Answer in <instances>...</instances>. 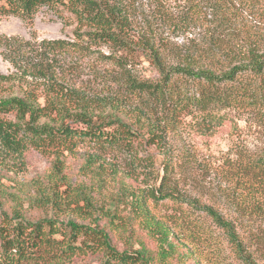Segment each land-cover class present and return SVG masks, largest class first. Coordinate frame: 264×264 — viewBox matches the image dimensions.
<instances>
[{
	"label": "trees",
	"instance_id": "obj_1",
	"mask_svg": "<svg viewBox=\"0 0 264 264\" xmlns=\"http://www.w3.org/2000/svg\"><path fill=\"white\" fill-rule=\"evenodd\" d=\"M131 1L0 0V16L30 21L46 8L61 18L67 14L76 25L73 40L33 43L17 36H0V55L16 70L8 75L0 73V151L21 155L29 145L59 147L70 152L87 146L126 152L131 154L132 163L135 161L137 156L132 151L141 138L140 128L136 127L137 122L135 125L128 120L135 111L144 115L141 108L127 109L118 99L103 103L77 94L64 85L50 62L53 56L91 46L109 49L110 53L101 57L113 64L116 81L126 94L135 99L144 97L148 108L168 111L171 122L184 111H199L205 115L204 126L210 130L212 123L221 126L226 121L221 111L233 110L252 113L264 126L262 0H173L187 5L189 13L179 21L169 17L165 9L168 0H152L157 10L139 22L133 16ZM240 9L257 24L252 27L249 23V28L244 25ZM195 14L199 15L195 19H203L206 25L202 44L192 43L186 49L172 46L169 36L164 35L168 31L161 32L159 23L163 29L181 31ZM256 26L260 29L255 30ZM133 31L138 35L135 42L131 38ZM140 57L154 68L157 78L141 79L134 74L132 68ZM26 78H31L32 88L18 92L17 83ZM151 128L147 129L146 142L159 147L165 132L160 127ZM234 155L235 160L227 158L223 163L231 184L223 195L234 208V216L211 205L198 207V201L186 199L176 186H169V176L175 170L172 159L164 162L161 180L149 190L148 199L198 207L239 253L245 250V242L236 224L264 213V149L253 155L237 150ZM178 165L183 167L182 163ZM142 202H138L139 212L143 210ZM75 205L81 214L84 206L78 202ZM86 218L91 219L89 224L57 218L32 221L16 211L13 216H2L0 264H154L146 247L119 251L112 244L110 231L91 215ZM155 226L157 253L165 259L174 245L169 242L168 230ZM263 236L249 232L247 239L264 248ZM88 258L93 260L87 261Z\"/></svg>",
	"mask_w": 264,
	"mask_h": 264
},
{
	"label": "rangeland",
	"instance_id": "obj_2",
	"mask_svg": "<svg viewBox=\"0 0 264 264\" xmlns=\"http://www.w3.org/2000/svg\"><path fill=\"white\" fill-rule=\"evenodd\" d=\"M130 5L133 16L139 18L138 22L157 10L152 0H132ZM165 6L169 17L175 21L189 13L182 1L168 0ZM240 11L243 12L240 19L244 25L249 28V23L252 27L257 24L243 9ZM198 16L195 14L181 31L163 29L160 23L159 30L168 31L164 35L169 36L171 45L177 48L202 44L206 25L203 19H195ZM75 26L67 14L61 18L46 8L40 9L30 21L0 16V36H17L33 43L73 40ZM137 36L136 32L133 33L134 42ZM261 51L264 52V40ZM109 53L105 46H91L53 56L50 62L61 75L64 85L77 94L103 100V103L118 99L127 109L141 108L144 115L135 111L128 120L135 125L137 122L136 127L140 128L141 138L132 151L137 156L135 161L132 163L131 154L126 152L87 146H79L70 152L59 147L35 148L29 145L21 155L0 151V220L4 215L13 216L16 211L32 221L57 218L89 224L88 214L110 231L112 244L119 251L146 247L154 264H264L263 246L247 239L249 232L264 235V213L236 224L245 242V250L238 253L228 243L223 231L198 208L206 204L223 214L235 215L234 208L223 195L231 187L224 159L235 160L237 150L248 155L262 151V123L252 113L233 110L221 111L226 121L221 126L212 123L210 130L204 126L205 115L199 111L194 114L184 111L175 122H171L168 111L148 108L144 97L135 99L125 93L116 81L117 71L113 64L101 57ZM132 69L141 79L157 78L156 71L143 57L137 59ZM15 72L0 55V73ZM32 86L31 78H26L16 87L21 92L19 89ZM191 87L188 85L194 93ZM155 126L165 132L159 147L149 146L146 142L147 129H155ZM170 159L175 170L169 176V186H176L186 199L198 201V207L169 200L154 203L148 199L149 190L157 187L161 180L164 162ZM139 201H143L142 212L137 207ZM76 202L84 206L81 214ZM156 224L168 230L169 242L174 245L165 259L159 258L157 253Z\"/></svg>",
	"mask_w": 264,
	"mask_h": 264
}]
</instances>
